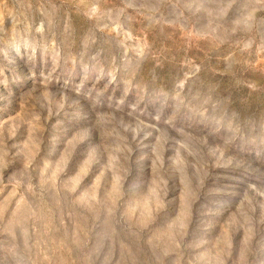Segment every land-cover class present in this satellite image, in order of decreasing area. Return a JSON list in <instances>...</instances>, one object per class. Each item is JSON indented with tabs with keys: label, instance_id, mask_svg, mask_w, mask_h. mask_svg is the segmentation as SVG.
Returning <instances> with one entry per match:
<instances>
[{
	"label": "rangeland",
	"instance_id": "1",
	"mask_svg": "<svg viewBox=\"0 0 264 264\" xmlns=\"http://www.w3.org/2000/svg\"><path fill=\"white\" fill-rule=\"evenodd\" d=\"M0 264H264V0H0Z\"/></svg>",
	"mask_w": 264,
	"mask_h": 264
}]
</instances>
